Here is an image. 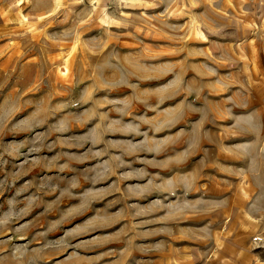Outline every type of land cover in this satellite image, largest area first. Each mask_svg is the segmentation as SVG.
<instances>
[{
  "label": "rangeland",
  "instance_id": "obj_1",
  "mask_svg": "<svg viewBox=\"0 0 264 264\" xmlns=\"http://www.w3.org/2000/svg\"><path fill=\"white\" fill-rule=\"evenodd\" d=\"M261 90L264 0H0V264H264Z\"/></svg>",
  "mask_w": 264,
  "mask_h": 264
},
{
  "label": "bare ground",
  "instance_id": "obj_2",
  "mask_svg": "<svg viewBox=\"0 0 264 264\" xmlns=\"http://www.w3.org/2000/svg\"><path fill=\"white\" fill-rule=\"evenodd\" d=\"M212 92V91H211ZM210 92V93H211ZM190 91H186V90H184V92H183V94H186V96H189L190 95ZM260 94V96H262V98L261 99H259V101L262 103V104H264V91L263 90H261L260 92H259ZM211 95H215L214 93H211ZM193 98V97H192ZM263 108L261 109V111H260V113L262 114L263 113ZM183 122V124L185 123L184 121H182ZM232 158V157H231ZM239 158V157H238Z\"/></svg>",
  "mask_w": 264,
  "mask_h": 264
}]
</instances>
